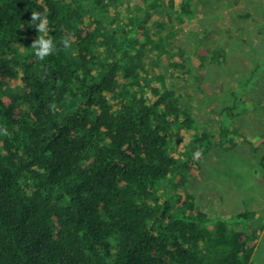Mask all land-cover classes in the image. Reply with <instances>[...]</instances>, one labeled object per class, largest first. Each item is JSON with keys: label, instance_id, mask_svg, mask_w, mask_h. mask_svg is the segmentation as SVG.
<instances>
[{"label": "trees", "instance_id": "1", "mask_svg": "<svg viewBox=\"0 0 264 264\" xmlns=\"http://www.w3.org/2000/svg\"><path fill=\"white\" fill-rule=\"evenodd\" d=\"M100 3L0 0V264H253L256 236L210 220L189 194L172 202L159 192L198 166L213 136L198 134L181 154L171 147L172 132L192 124L171 82L181 63L168 53L167 75L123 73L136 41L111 29ZM32 11L55 43L43 61ZM239 110L223 108L217 143H264L235 130Z\"/></svg>", "mask_w": 264, "mask_h": 264}, {"label": "rangeland", "instance_id": "2", "mask_svg": "<svg viewBox=\"0 0 264 264\" xmlns=\"http://www.w3.org/2000/svg\"><path fill=\"white\" fill-rule=\"evenodd\" d=\"M82 1L87 7L95 3ZM100 1V16L115 20L111 29L126 27L136 41L119 70L167 75L168 53L181 63L171 82L192 124L172 132L171 147L181 154L198 134L213 136L198 166L168 179L159 192L172 202L189 194L210 220L225 219L232 229L256 236L251 260L264 264V143L255 147L230 138L217 143L222 121L229 122L222 114L227 106L240 109L232 122L239 134L264 135V108L256 106L264 101V0H184L190 13L180 9L179 0H165L152 10L143 0ZM92 20L87 16L84 22ZM243 212L252 213L251 219H238Z\"/></svg>", "mask_w": 264, "mask_h": 264}, {"label": "clouds", "instance_id": "3", "mask_svg": "<svg viewBox=\"0 0 264 264\" xmlns=\"http://www.w3.org/2000/svg\"><path fill=\"white\" fill-rule=\"evenodd\" d=\"M31 23L36 24V29L39 33L38 38L32 43L31 48L34 50L35 57L43 61L46 57L52 55L55 52V43L53 39L49 36V32L51 31L49 27V21L46 16H43L41 13L32 11L30 17ZM38 22V23H36ZM71 34L65 36L61 41L64 49H70L71 47ZM54 105H50V108H54ZM202 156V152L200 150H196L193 153L194 159H199Z\"/></svg>", "mask_w": 264, "mask_h": 264}]
</instances>
